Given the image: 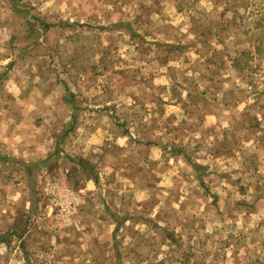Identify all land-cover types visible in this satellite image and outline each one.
Segmentation results:
<instances>
[{
	"label": "rangeland",
	"instance_id": "1",
	"mask_svg": "<svg viewBox=\"0 0 264 264\" xmlns=\"http://www.w3.org/2000/svg\"><path fill=\"white\" fill-rule=\"evenodd\" d=\"M0 264H264V0H0Z\"/></svg>",
	"mask_w": 264,
	"mask_h": 264
},
{
	"label": "trees",
	"instance_id": "2",
	"mask_svg": "<svg viewBox=\"0 0 264 264\" xmlns=\"http://www.w3.org/2000/svg\"><path fill=\"white\" fill-rule=\"evenodd\" d=\"M2 242H4V241H2Z\"/></svg>",
	"mask_w": 264,
	"mask_h": 264
}]
</instances>
